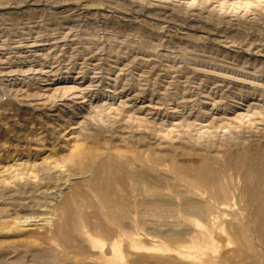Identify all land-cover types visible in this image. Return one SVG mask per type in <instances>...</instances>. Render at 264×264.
<instances>
[{
  "label": "rangeland",
  "instance_id": "rangeland-1",
  "mask_svg": "<svg viewBox=\"0 0 264 264\" xmlns=\"http://www.w3.org/2000/svg\"><path fill=\"white\" fill-rule=\"evenodd\" d=\"M92 143L133 151L142 162L131 172L154 184L129 182L121 197L109 195L120 207L109 213L77 175L89 159L69 151ZM244 152L258 165L264 154V0H0V188L12 183L0 189V264H113L88 243L65 250L39 239L61 222L52 205L77 187L87 194L75 204L79 230L101 239L103 223L120 233L122 264H264L254 232L264 180L251 204L243 173L214 165V196L172 169ZM149 201L169 211L153 213ZM26 215L32 226L16 220ZM203 243L212 245L207 263L194 251Z\"/></svg>",
  "mask_w": 264,
  "mask_h": 264
},
{
  "label": "bare ground",
  "instance_id": "bare-ground-1",
  "mask_svg": "<svg viewBox=\"0 0 264 264\" xmlns=\"http://www.w3.org/2000/svg\"><path fill=\"white\" fill-rule=\"evenodd\" d=\"M183 2V1H182ZM38 4V3H37ZM53 37V36H52ZM28 38V37H27ZM4 42V41H3ZM67 46V45H66ZM117 67V66H116ZM110 68V67H109ZM108 68V69H109ZM90 69V68H89ZM99 71V70H98ZM94 72V71H93ZM109 72V71H108ZM19 74V73H18ZM159 74V73H158ZM196 77V76H195ZM261 78V77H260ZM160 79V78H159ZM201 79V78H200ZM27 85V84H26ZM12 88V87H11ZM200 88V87H199ZM80 90V89H79ZM38 93V92H37ZM165 93V92H164ZM103 94V93H102ZM206 95V94H205ZM54 96V95H53ZM82 96V95H81ZM229 98V97H228ZM169 99V98H168ZM241 99V98H240ZM246 99V98H245ZM225 100V99H224ZM195 102V101H194ZM57 109V108H56ZM224 111V110H223ZM260 111V110H259ZM100 112V111H99ZM131 112V111H130ZM167 114V113H166ZM85 121V120H84ZM87 121V120H86ZM94 121V120H93ZM70 124V123H69ZM159 126V125H158ZM163 128V127H162ZM78 131V130H77ZM116 133V132H115ZM114 134V133H113ZM131 134V133H130ZM150 134V133H149ZM151 135V134H150ZM166 137V136H165ZM171 138V137H170ZM133 139V138H132ZM168 139V138H167ZM148 140V139H147ZM154 140V139H153ZM124 141V140H123ZM151 141V140H150ZM72 142V141H71ZM122 142V141H121ZM123 143V142H122ZM160 145V144H159ZM71 145H69L70 147ZM111 147V145H110ZM121 148L120 146H117ZM147 147V146H146ZM225 147V146H224ZM227 147V146H226ZM225 147V148H226ZM124 148V147H123ZM122 148V149H123ZM185 148V147H184ZM212 148V147H211ZM228 148V147H227ZM231 148V147H230ZM110 149V148H109ZM106 149L103 147H100L98 143H92V145L89 148V151L86 152L84 149H82L81 146L75 144L71 147L70 152H72L73 154L77 155V156H86V158L89 159V163H83L80 161V166H79V173L77 171V175L78 177L80 176L83 177V179H86V182L88 183L89 188L95 192L98 193V196L100 194V196L102 197V201L103 204L105 206V208L109 211V213H115L116 210H118L120 207L119 205H117L118 203L114 204V201H112L111 197H109V195L111 196H117V197H121L123 194V190H125V188H127V186L129 185V182H132L131 185H136L138 187H140L142 184H147V186L150 188V184H154V180L153 178H151L150 176H148L149 174H146L145 172L143 173H138L134 174L131 172L130 170V166L132 163L134 162H142L140 161L141 158L137 155H132L131 157H129L128 154L132 153L133 151H121L120 149L117 148H112V149ZM197 149V148H196ZM210 149V148H209ZM138 150V149H137ZM240 150V149H239ZM156 151V150H155ZM187 151V150H186ZM205 151V150H204ZM147 152V151H146ZM163 152V151H162ZM161 152V153H162ZM219 152V151H218ZM227 152V151H226ZM230 152V151H229ZM256 152V151H255ZM135 153V152H134ZM165 153V151H164ZM215 153V152H214ZM233 153V152H232ZM140 154V153H139ZM168 154V153H167ZM166 154V155H167ZM170 154V153H169ZM211 154V153H210ZM178 155V154H177ZM189 155V154H188ZM190 156V155H189ZM168 157V156H167ZM172 157V156H171ZM127 158V159H126ZM161 158L160 155H152V157H145V159H150L151 161L155 162L157 160H159ZM83 159V158H82ZM181 159V158H180ZM258 159V158H257ZM257 159L248 154L247 152H244V154H240V153H236V154H228L225 153V155H217L214 157H206V158H202L201 160H199V164L198 166H194V167H183L181 165H178L177 163H173L172 165V169L173 172L175 174V177L178 181L181 182H186V178H190L191 180L193 179L194 182H197L199 184H201L202 186L208 187V188H213L214 193L213 195L216 196L218 194L217 191V187L221 184V178L219 176V173H217V171L215 170L214 165L216 164H221L224 168L227 169L228 171H235L238 173H243L244 176V181H245V188L243 190V194L245 197H247L249 203L253 204V203H259L262 197L261 194V185H262V181L264 180V154L263 157L261 159H259V165L257 163ZM86 160V159H85ZM170 160V159H167ZM173 160V159H172ZM88 161V160H87ZM175 161V160H174ZM180 161V160H179ZM166 162V161H165ZM34 163V162H33ZM182 163V162H181ZM196 163V162H195ZM27 164V163H26ZM156 164V163H155ZM166 164V163H165ZM32 165V164H31ZM136 165V164H134ZM18 165H16L17 167ZM141 166V165H140ZM146 166V165H145ZM144 166V167H145ZM168 166V165H167ZM256 166V169H254V167ZM32 167V166H31ZM30 167V168H31ZM148 167V166H146ZM145 167V168H146ZM12 168V167H11ZM26 168V166H25ZM25 168H23L25 170ZM142 168V167H140ZM171 168V167H170ZM148 169H152L151 167L146 168ZM156 169V168H155ZM9 170V169H8ZM11 170V169H10ZM29 170V169H28ZM31 170V169H30ZM141 170V169H139ZM133 171V169H132ZM145 171V170H144ZM9 172V171H8ZM141 172V171H140ZM3 173V172H2ZM19 173V172H18ZM1 174V173H0ZM156 174V173H155ZM162 175V174H161ZM238 175V174H237ZM165 176V175H164ZM230 176V175H229ZM239 176V175H238ZM161 177V176H160ZM174 177V176H173ZM232 177V176H231ZM17 178V177H16ZM31 182H33L34 184H38L36 185V188H39V190L43 189L42 186L43 183H41V181L38 180L37 177L35 176H30L27 177ZM56 178V177H55ZM72 178V177H71ZM158 178V177H157ZM237 178V177H236ZM13 179V178H12ZM171 179V178H170ZM174 179V178H173ZM232 179V178H231ZM230 179V180H231ZM7 180V179H5ZM4 180V181H5ZM238 180V179H237ZM243 180V179H242ZM193 181H191L190 183H192ZM3 183V182H2ZM1 183V184H2ZM8 183V182H6ZM47 183V182H46ZM29 184V183H28ZM31 184V183H30ZM45 184V182H44ZM164 184V183H163ZM171 184V183H170ZM3 185V184H2ZM10 185H12V183H10ZM9 184H5L4 187L1 186V188L3 187L10 190L11 186ZM48 185V184H47ZM46 185V186H47ZM75 185V184H74ZM180 185V184H179ZM31 186V185H30ZM34 186V185H32ZM42 186V187H41ZM75 187V186H74ZM74 187H72L74 189ZM77 187V185H76ZM75 187V188H76ZM0 188V189H1ZM146 188V187H144ZM203 188V187H202ZM45 189V188H44ZM84 189V188H83ZM136 189V187H135ZM39 190H37L39 192ZM46 190V189H45ZM48 190V189H47ZM139 190V189H138ZM137 190V191H138ZM142 190V189H141ZM163 190V189H162ZM84 191V190H83ZM83 191L78 187L77 189H74V192L71 195H64V198H60V200L62 201V203H54L52 206L54 207V211L55 213H57L56 218L60 216L61 219H59V222L61 220L60 223H54L52 225V228H50L49 224H51L52 220L49 221V219H52L55 216H51V218H47L44 221H46L48 224L47 228L45 229L44 234L39 236L40 240H47L46 244H48L49 242L52 244V242H56L59 244V246L62 249H67L68 246H70L71 243L73 242H84V243H88L90 246V249H88V252L92 253L93 256H96L98 254L103 255L104 258L107 257V255L112 254V257L114 259L113 264H122V260H124L123 258V240H122V235L118 232H109L108 228H105L107 226L103 225V223L101 225L98 226V228H100L103 232V238L101 239H95L93 238L89 233H83L79 230L78 226H77V206L75 207L76 202H78L77 200H79L80 197L87 195L84 194ZM136 191V193H138ZM143 191V190H142ZM152 191V190H151ZM42 192V191H41ZM40 192V193H41ZM49 192V191H48ZM147 192V191H146ZM46 193V192H45ZM140 193V191H139ZM179 193V192H178ZM66 194V193H65ZM141 194V193H140ZM221 194V193H220ZM230 194V193H229ZM42 195V193H41ZM44 195V194H43ZM165 195V194H164ZM58 196V195H56ZM61 196V194H60ZM59 196V197H60ZM63 196V195H62ZM127 196V195H126ZM161 196V194H160ZM167 196V195H166ZM165 196V197H166ZM183 196V195H182ZM58 197V198H59ZM100 197V198H101ZM128 197V196H127ZM58 198L53 197L52 201L56 202V200ZM88 198V197H87ZM97 198V197H96ZM99 198V199H100ZM114 198V197H113ZM143 198V197H142ZM264 198V197H263ZM38 199V198H37ZM90 198H88L87 200L89 201ZM120 199V198H119ZM140 199V197L138 198ZM153 199V198H150ZM185 199V198H184ZM16 200V199H15ZM96 200V199H95ZM115 200V199H113ZM123 200V198H122ZM141 200V199H140ZM143 200V199H142ZM244 200V199H243ZM242 200V201H243ZM10 201V200H9ZM51 201V202H52ZM60 201V202H61ZM85 201V200H84ZM83 201V202H84ZM91 201V199H90ZM139 201V200H138ZM82 202V200H81ZM80 202V203H81ZM86 202V201H85ZM129 202V201H128ZM145 202V201H143ZM213 202V201H212ZM48 203L50 204V202L48 201ZM93 203V202H91ZM98 203V202H97ZM202 203V202H201ZM120 204V203H119ZM130 204V203H129ZM139 204V203H138ZM195 204V203H194ZM228 204V203H227ZM226 204V205H227ZM51 205V204H50ZM85 205V204H84ZM96 204H94L95 206ZM123 205V204H122ZM148 209H150L149 211H154L153 213L157 212V211H161V213H166L168 210V204L165 201H161L159 203H155V201L153 202H146L145 203ZM256 205V204H255ZM21 207H23V205H20ZM25 206V205H24ZM49 206V205H48ZM83 206V205H82ZM81 206V207H82ZM86 206H88L86 204ZM232 206V205H231ZM8 207V206H7ZM20 207V208H21ZM35 207V206H34ZM47 207V204H46ZM80 207V208H81ZM89 207V206H88ZM96 207V206H95ZM248 207V206H247ZM254 207V206H253ZM51 208V206H50ZM85 208V207H84ZM87 208V207H86ZM216 208V207H215ZM32 209V208H31ZM97 209V208H96ZM99 209V208H98ZM144 209V208H143ZM147 209V210H148ZM190 209L192 211L195 212V210H197L198 208L191 205ZM49 210V209H48ZM84 211H87L85 209H83ZM120 210V209H119ZM191 210H189V212H191ZM198 210H201L198 209ZM39 211V210H38ZM82 211V210H81ZM89 211V209H88ZM91 211V210H90ZM252 211V210H251ZM9 212V210H8ZM27 212V211H26ZM53 212V211H51ZM92 212V211H91ZM90 212V213H91ZM126 212V211H125ZM148 212V211H147ZM187 212V210H186ZM34 213V212H33ZM89 213V214H90ZM93 213V212H92ZM95 213V212H94ZM103 213V212H102ZM146 213V212H145ZM144 213V214H145ZM173 213V212H172ZM200 213V212H199ZM226 213V212H225ZM39 214V213H38ZM37 214V215H38ZM77 214V215H76ZM84 214V213H83ZM87 214V213H86ZM96 214V213H95ZM193 214V213H192ZM222 214V213H221ZM246 214V212H245ZM19 215V214H18ZM32 215V214H31ZM36 215V214H35ZM44 215V214H41ZM53 215V214H52ZM94 215V214H92ZM146 215V214H145ZM215 215V214H214ZM15 216V215H14ZM13 216V217H14ZM20 216V215H19ZM18 216V219H16L17 221L19 220L18 223H21V225H23L24 227H29L32 226L31 223L32 221L35 219V221H37L36 219L39 218V215L36 216L33 220L32 217H22L20 218ZM33 216V215H32ZM50 216V215H49ZM48 216V217H49ZM83 216V215H82ZM211 216V215H210ZM223 216V214H222ZM46 217V216H45ZM92 217V216H91ZM90 217V218H91ZM95 217H99V216H95ZM216 217V216H215ZM254 217H255V235L257 236L258 241L260 242V244L264 247V210L263 207L261 205H257V207H255V212H254ZM211 218V217H210ZM209 218V219H210ZM40 219V218H39ZM99 219V218H98ZM23 220V221H22ZM41 220V219H40ZM94 221V219H92ZM97 220V219H96ZM100 220V219H99ZM34 221V222H35ZM212 221V219L210 220ZM246 221V220H244ZM92 222V221H91ZM95 222V221H94ZM216 222V221H215ZM87 223V222H86ZM96 223V222H95ZM35 225V224H33ZM224 225V224H222ZM222 225H219L222 227ZM93 226V225H92ZM105 226V227H104ZM253 226V225H252ZM245 227V226H244ZM33 228V227H32ZM42 228V229H43ZM97 228V229H98ZM167 228V227H166ZM220 228V227H219ZM96 229V230H97ZM217 229V228H215ZM222 229V228H221ZM220 229V231H221ZM110 230V229H109ZM224 230V229H222ZM242 230V229H241ZM33 231V230H32ZM84 231H86L84 229ZM111 231V230H110ZM217 231H219L217 229ZM234 232V231H233ZM216 233V232H215ZM219 233V232H218ZM97 234V232H96ZM242 234V233H241ZM243 235V234H242ZM136 236V235H135ZM235 236V235H234ZM150 237V236H149ZM152 238V237H151ZM238 238V237H236ZM256 238V237H255ZM154 239V238H153ZM138 240V239H137ZM215 240V239H214ZM223 240V239H222ZM49 241V242H48ZM212 241V240H210ZM230 242V241H228ZM45 244V243H44ZM81 243H79L80 246ZM135 244V243H134ZM209 245L212 246L209 243H203V245L201 246L199 244V246H197L196 248H194V251L203 254L204 256L207 255L209 257V255L206 253L207 249L209 248ZM50 246V245H49ZM191 246V245H190ZM222 246V245H221ZM82 247V246H80ZM86 248V247H85ZM190 248V247H189ZM189 248L187 250H189ZM217 248V247H216ZM134 249V247H133ZM184 249V248H183ZM186 249V248H185ZM192 249V248H191ZM196 249V250H195ZM193 250V249H192ZM191 250V251H192ZM218 250V248L216 249ZM190 251V250H189ZM213 251V250H212ZM215 251V250H214ZM87 252V251H86ZM195 252V253H196ZM216 252V251H215ZM218 253V251H217ZM210 254V253H209ZM215 253H213L212 255H214ZM216 255V254H215ZM102 256V258H103ZM125 256V255H124ZM190 256V255H189ZM211 256V254H210ZM76 257V256H75ZM74 257V258H75ZM111 257V256H110ZM206 257V256H205ZM78 258V257H77ZM201 258V257H199ZM213 258V256H212ZM90 259V258H89ZM96 259V258H95ZM197 259V258H196ZM211 258L209 257L208 260H205L204 262L207 263ZM82 260V259H81ZM87 260V259H86ZM112 260V259H111ZM198 260V259H197ZM201 260V259H199ZM91 261V260H89ZM99 261V260H98ZM220 261V260H219ZM107 263V262H106Z\"/></svg>",
  "mask_w": 264,
  "mask_h": 264
}]
</instances>
